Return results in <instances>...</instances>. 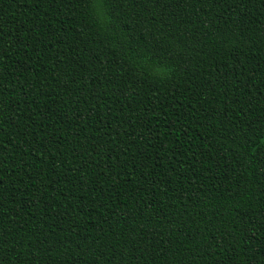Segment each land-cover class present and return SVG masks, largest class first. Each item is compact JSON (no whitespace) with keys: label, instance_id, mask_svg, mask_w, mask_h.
Instances as JSON below:
<instances>
[{"label":"trees","instance_id":"trees-1","mask_svg":"<svg viewBox=\"0 0 264 264\" xmlns=\"http://www.w3.org/2000/svg\"><path fill=\"white\" fill-rule=\"evenodd\" d=\"M0 264H264V0H0Z\"/></svg>","mask_w":264,"mask_h":264}]
</instances>
